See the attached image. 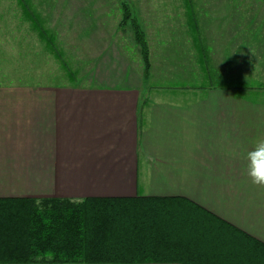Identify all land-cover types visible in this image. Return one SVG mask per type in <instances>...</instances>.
<instances>
[{
  "label": "crops",
  "instance_id": "1",
  "mask_svg": "<svg viewBox=\"0 0 264 264\" xmlns=\"http://www.w3.org/2000/svg\"><path fill=\"white\" fill-rule=\"evenodd\" d=\"M224 33L216 56L214 43L193 42L194 90L169 86L166 39L147 82L138 49L109 44L90 86L0 84V199L183 198L264 243V188L245 160L264 137V78L247 63V75L233 72L243 32Z\"/></svg>",
  "mask_w": 264,
  "mask_h": 264
},
{
  "label": "trees",
  "instance_id": "2",
  "mask_svg": "<svg viewBox=\"0 0 264 264\" xmlns=\"http://www.w3.org/2000/svg\"><path fill=\"white\" fill-rule=\"evenodd\" d=\"M20 2L45 40L32 6ZM122 11L120 28L130 26L147 82L146 33L127 0ZM37 263L264 264V243L183 198L0 199V264Z\"/></svg>",
  "mask_w": 264,
  "mask_h": 264
},
{
  "label": "rangeland",
  "instance_id": "3",
  "mask_svg": "<svg viewBox=\"0 0 264 264\" xmlns=\"http://www.w3.org/2000/svg\"><path fill=\"white\" fill-rule=\"evenodd\" d=\"M26 1L46 31V39H41L23 16L20 0H0V84L90 86L89 73L99 52L109 48V44L130 56L138 49L142 60L130 26L120 28L123 0ZM127 1L147 34V40L154 46L153 49L149 47L150 64L152 54L157 56L159 53L158 41H172L170 54L175 65L169 86L173 91L194 90L200 86L201 81L193 76L201 74L200 55L193 42L202 37L210 45L214 43L216 56L218 40L222 43L224 31L234 25L243 33L238 50L242 69L234 68L233 72H248V67L243 68L247 63L250 67L247 74L264 78L262 0ZM50 45L57 48L59 60L55 59ZM142 64L144 71L143 60ZM68 69L74 76H68Z\"/></svg>",
  "mask_w": 264,
  "mask_h": 264
},
{
  "label": "clouds",
  "instance_id": "4",
  "mask_svg": "<svg viewBox=\"0 0 264 264\" xmlns=\"http://www.w3.org/2000/svg\"><path fill=\"white\" fill-rule=\"evenodd\" d=\"M246 174L250 182L264 188V137L255 141L253 148L247 151Z\"/></svg>",
  "mask_w": 264,
  "mask_h": 264
}]
</instances>
